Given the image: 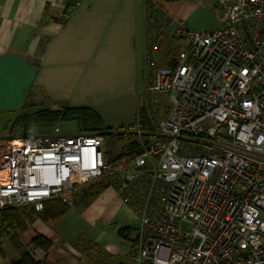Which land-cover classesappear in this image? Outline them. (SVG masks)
Returning <instances> with one entry per match:
<instances>
[{"label":"built area","instance_id":"2783aa9c","mask_svg":"<svg viewBox=\"0 0 264 264\" xmlns=\"http://www.w3.org/2000/svg\"><path fill=\"white\" fill-rule=\"evenodd\" d=\"M144 2L137 150L114 161L103 133L59 125L2 138L0 209L71 206L81 188L103 179L137 218L136 264H264V0H219L211 31L186 29L157 0ZM170 30L185 42L171 64L162 55Z\"/></svg>","mask_w":264,"mask_h":264},{"label":"crops","instance_id":"0c3cea01","mask_svg":"<svg viewBox=\"0 0 264 264\" xmlns=\"http://www.w3.org/2000/svg\"><path fill=\"white\" fill-rule=\"evenodd\" d=\"M74 1L0 0V114L7 116V121L22 111L29 97L40 96L57 107H90L102 120L114 104L131 108L137 105L138 95L145 87L148 33L145 2L142 5L141 0H82L73 16L64 20L61 14ZM160 4L178 24L191 29L185 24L192 8L191 0H161ZM218 26L219 22L216 28ZM171 32L165 35L162 43L163 58L164 48L174 40ZM110 191L117 192L109 185L92 198L86 208L95 200L112 195ZM120 205L118 211L122 216L116 217L119 225L136 224L130 218L131 212L135 219L133 211L121 198ZM94 217L91 216L90 225H95ZM40 221L44 230H16L23 246L8 250L11 260L18 259L25 250L44 264H62L63 261L68 264H109L104 257L93 259L90 251L83 252L70 245L71 234L67 231L45 228L50 221L41 218ZM113 222L114 217L107 223ZM37 234L52 239L53 244L47 251L32 248L31 241ZM53 234H57V238ZM102 234L98 237L100 241ZM134 238L125 239L127 245L117 252L112 264H136ZM2 240L0 264H9L11 260L7 262L5 258L6 247L2 248ZM83 253L92 262L86 261Z\"/></svg>","mask_w":264,"mask_h":264},{"label":"rangeland","instance_id":"374dc122","mask_svg":"<svg viewBox=\"0 0 264 264\" xmlns=\"http://www.w3.org/2000/svg\"><path fill=\"white\" fill-rule=\"evenodd\" d=\"M141 2L142 5H144V0H141ZM218 2L219 0H191L192 8L186 17L185 24L191 29L200 31L216 28L219 22V19L217 18ZM184 45L185 42L182 39H174L173 43H168L166 48H164V62L169 64L173 63L176 54L184 47ZM138 96L139 100L137 101V105L134 104L132 108L127 105L125 106V104H114L109 107L103 116L100 125H95V128L98 129H93L94 126H92V124L77 119L61 120L55 125L37 120L34 112L44 108L58 107L55 104H49V102H46L40 96L36 98L31 97L30 100L35 103L33 107L27 110H22L17 115L11 116L9 121H7V116L1 117L0 139L45 134L50 132L54 126L59 125L63 130L71 132L84 131L103 133L106 136L107 157L111 160H115L116 156L122 155L121 158H126L133 152V149L128 146L129 143L136 139V135L133 133V126L137 118L138 106L139 104H142V95L139 94ZM162 97L161 108L164 109V117L167 118L168 102L164 96ZM120 135H123V137ZM101 182L102 181H97L92 185L81 188L75 196L73 205L70 206L63 218L53 222L50 221V224L46 225L45 228L52 230L58 228L59 231H67V233L71 234V241L68 239L70 245L75 246L76 249L82 250L83 252L90 251L93 259L100 258L99 260H101V258L104 257L106 263L112 264L115 259L114 256H118L117 252L123 245H127L126 240L116 233L117 228H122V225H119L118 223L120 221L116 218L122 216L120 210L118 211L121 206L119 195L117 192H114V194L110 191L109 193H113L112 195L107 194L106 196L95 200L91 207L86 208L93 201V199L88 197V193L91 190L90 187L101 185ZM86 189H88V192H85ZM18 211L19 221L21 223V228L18 229L20 232H23L27 228L32 230H44V224H42L41 221L39 222V212L35 211L30 206L19 207ZM130 215V218H132L131 221H136V224H133L132 227H136L137 218L135 216L134 219L131 212ZM91 216H95V225H90ZM113 217L114 224L107 223ZM130 218L128 217L129 220ZM33 224L35 225L32 226ZM41 224L42 226H40ZM109 225L110 227H106ZM181 226L189 229L192 227V224L184 221L181 223ZM104 227L107 229L104 230ZM99 229L104 231H99ZM28 232H30V230ZM101 234L103 235L101 238V241L103 242L98 239ZM53 235L54 238H57V234ZM135 235L136 230L132 232L130 239L133 240ZM118 243L121 244V246ZM1 244H3L2 248L6 247L5 258L7 262H9L11 256L9 255L8 250L11 247L17 248L16 243L10 238V235H6L3 237ZM83 255L86 261L90 260L89 257L85 256V253H83ZM89 262L92 261L90 260ZM65 263L67 264L68 262H62V264Z\"/></svg>","mask_w":264,"mask_h":264},{"label":"trees","instance_id":"16d2710c","mask_svg":"<svg viewBox=\"0 0 264 264\" xmlns=\"http://www.w3.org/2000/svg\"><path fill=\"white\" fill-rule=\"evenodd\" d=\"M157 1L161 3V0H157ZM30 99L31 98L29 97L28 100L25 102L22 110H27L34 106L35 103ZM34 115L37 118V120H40L42 122L44 121L52 125H55L57 122L61 120L77 119L92 124V126H94L93 129H98L95 128V125H100L102 121L101 116L94 109L83 106H61L58 108H44L34 112ZM143 116H144V121H143L144 129L150 130L152 126L145 119L144 114ZM1 117L2 115L0 114V125H1ZM120 136L123 137V135ZM128 146L129 148L133 149V151L137 150L138 141L135 139L131 141ZM121 156L120 155L116 156L114 161L126 159V158H121ZM98 181L99 182L102 181L101 185H95L90 187L91 190L88 193V197L90 199L100 194V192L103 189L109 187L110 185L108 182H106L103 179ZM85 192H88V189H86ZM69 208L70 206L64 204L60 200H51L48 203H46L43 211L39 212L38 216L45 222L57 221L63 218V216L65 215V213L68 211ZM18 214L19 211L18 208L16 207H8V208L0 209V239L5 237L6 235H10V238L16 243V247L18 249H21L23 243H21V241L18 239L16 234V230L21 228L20 225L21 223L19 221ZM135 230H137L136 227L124 226L118 230V234L122 236V238L128 239L132 234V232H134ZM133 242H134L133 248L135 249L137 243V235L135 236ZM52 244H53L52 239L47 238L42 234H37L31 241V246L33 249L39 248L45 251H47ZM9 264H44V263L36 260L30 254V252L22 250L20 257L18 259L11 260Z\"/></svg>","mask_w":264,"mask_h":264},{"label":"bare ground","instance_id":"6f19581e","mask_svg":"<svg viewBox=\"0 0 264 264\" xmlns=\"http://www.w3.org/2000/svg\"><path fill=\"white\" fill-rule=\"evenodd\" d=\"M16 141H17V142H20V140H18V139H17Z\"/></svg>","mask_w":264,"mask_h":264}]
</instances>
